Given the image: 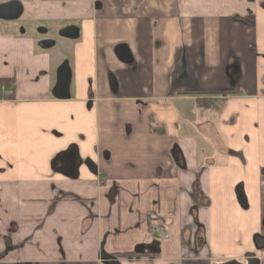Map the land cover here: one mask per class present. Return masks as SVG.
I'll list each match as a JSON object with an SVG mask.
<instances>
[{
    "label": "crops",
    "instance_id": "1",
    "mask_svg": "<svg viewBox=\"0 0 264 264\" xmlns=\"http://www.w3.org/2000/svg\"><path fill=\"white\" fill-rule=\"evenodd\" d=\"M21 4L77 37L0 20V264H264V0Z\"/></svg>",
    "mask_w": 264,
    "mask_h": 264
},
{
    "label": "water",
    "instance_id": "2",
    "mask_svg": "<svg viewBox=\"0 0 264 264\" xmlns=\"http://www.w3.org/2000/svg\"><path fill=\"white\" fill-rule=\"evenodd\" d=\"M23 6L21 0H9L8 2L0 5V20L2 21H15L22 15ZM61 36L68 39H75L77 37V32L75 29H68L61 32ZM51 45L50 43L42 44L43 47ZM117 55L122 62H130V56L126 49L119 48ZM70 84V71L67 64H63L57 73V82L54 89V95L57 99H68V89ZM89 168L92 170L93 167L90 163H87ZM101 260L105 264H119V262L114 257H109L107 255H102ZM227 264H239L237 262H230ZM247 264H259V260L256 258H251L248 260Z\"/></svg>",
    "mask_w": 264,
    "mask_h": 264
},
{
    "label": "rangeland",
    "instance_id": "3",
    "mask_svg": "<svg viewBox=\"0 0 264 264\" xmlns=\"http://www.w3.org/2000/svg\"><path fill=\"white\" fill-rule=\"evenodd\" d=\"M13 22H14L13 28H15L16 34H21L24 31L25 36L33 35L37 40H41V41L45 40L52 42L54 41L55 46L49 49V52L54 53L61 50L66 58L71 57V45H70L71 41L60 37L59 32H54L49 27L48 29L49 31L45 33H41L40 30L44 27L38 28L37 25H34V23L32 22H26L23 18H19Z\"/></svg>",
    "mask_w": 264,
    "mask_h": 264
},
{
    "label": "built area",
    "instance_id": "4",
    "mask_svg": "<svg viewBox=\"0 0 264 264\" xmlns=\"http://www.w3.org/2000/svg\"><path fill=\"white\" fill-rule=\"evenodd\" d=\"M9 94H11V92H9ZM169 236L167 235V234H159V235H156L155 237H154V240L156 241V242H160L161 240H163V239H167Z\"/></svg>",
    "mask_w": 264,
    "mask_h": 264
},
{
    "label": "trees",
    "instance_id": "5",
    "mask_svg": "<svg viewBox=\"0 0 264 264\" xmlns=\"http://www.w3.org/2000/svg\"><path fill=\"white\" fill-rule=\"evenodd\" d=\"M0 84H1V85H5V86H8L7 83H6L5 81H3V80L0 81ZM72 151H73V149H70V150H68L65 154H66V155H67V154H72ZM57 159H59V157L56 158L55 161H57ZM55 161H54V163H55ZM133 256H134V255H124V257H133Z\"/></svg>",
    "mask_w": 264,
    "mask_h": 264
},
{
    "label": "flooded vegetation",
    "instance_id": "6",
    "mask_svg": "<svg viewBox=\"0 0 264 264\" xmlns=\"http://www.w3.org/2000/svg\"><path fill=\"white\" fill-rule=\"evenodd\" d=\"M0 86H2V88L4 87V85H1V84H0Z\"/></svg>",
    "mask_w": 264,
    "mask_h": 264
}]
</instances>
